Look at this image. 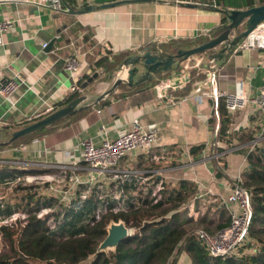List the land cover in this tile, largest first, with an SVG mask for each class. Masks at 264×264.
<instances>
[{"label": "crops", "instance_id": "1", "mask_svg": "<svg viewBox=\"0 0 264 264\" xmlns=\"http://www.w3.org/2000/svg\"><path fill=\"white\" fill-rule=\"evenodd\" d=\"M31 1L0 0V19L12 21L0 47V83L14 79L18 85L10 99L0 96V128L31 124L62 109L55 106L72 93L74 85L82 89L78 92L82 100L73 115L59 121L61 125L54 132L22 147L0 151L4 154L0 169L36 174L66 166L75 175L85 177L89 171L80 161V143L91 139L98 144L103 138L102 129L115 139L138 119L144 127L155 125L158 134L149 150L131 152L118 164L121 174H127L126 193L131 194L139 183L138 173L147 179L149 193L155 183L162 182V196L167 197L179 189L180 182H186L195 189L194 196L175 212L184 213L192 223L199 219L213 225L224 223L218 219L222 210L229 219L222 203L235 180L248 168L250 141L264 136V117L253 105L223 117L219 114L220 127L229 132L220 140L214 135L217 119L208 120L207 100H179L191 95L199 83L207 88L205 72L211 68L217 75L218 90L233 93L239 89L255 97L264 84V49L237 53L233 50L230 54L226 50L220 55L218 48L212 54L193 56L188 63L182 61L178 69L176 63L169 72L153 76L150 81L164 77L153 86L146 81L109 92L116 79L126 78L127 70H121V64L106 80L104 72L96 74L97 68L90 69V62L105 56V48L112 55L131 53L133 57L146 46L157 49L172 41L194 40L217 28L223 13L206 8L200 0H73L69 13H57ZM52 40L56 42L50 49H42V44ZM75 54L84 57L86 66L80 74L71 75L64 69L63 61ZM186 64L190 68L186 86L167 92L175 103L158 99L154 87L184 72ZM85 76L89 78L82 80ZM130 87L136 90H129ZM81 112V116L70 121V117ZM248 136L253 139L247 140ZM215 138L218 146H214ZM241 139L244 141L238 143ZM260 146L264 147V139L257 147ZM198 147L203 148L191 154ZM218 148L226 154L217 156ZM156 170L161 171L160 176L154 174ZM11 184L0 186L9 185L7 188L11 189ZM175 264L191 261L183 252Z\"/></svg>", "mask_w": 264, "mask_h": 264}, {"label": "trees", "instance_id": "2", "mask_svg": "<svg viewBox=\"0 0 264 264\" xmlns=\"http://www.w3.org/2000/svg\"><path fill=\"white\" fill-rule=\"evenodd\" d=\"M70 10H73V0H62ZM211 10L220 11L222 20L220 25L205 36L194 40L172 41L166 45L146 46L142 51H159L169 56H175L179 50H190L201 46L213 38L224 33L229 21L225 12L228 10H245L264 4V0H200L198 1ZM233 35V34H231ZM238 35V34H237ZM221 50L223 47H218ZM216 48V49H218ZM235 47H230L228 54ZM215 49L199 54H212ZM111 54V53H110ZM131 53L103 56L90 62V69L102 68L105 79H110L123 62L131 57ZM182 61H177V69ZM85 76L82 80H87ZM150 81L154 85L159 80ZM127 87L120 84L118 88ZM125 90V89H123ZM127 90V89H126ZM129 90H136L129 88ZM138 90V89H137ZM189 94V93H188ZM80 97L74 92L58 103L55 108L69 106ZM221 117L226 115L223 100L218 103ZM83 112L70 117L76 120ZM25 126L30 124H24ZM23 124L12 127H3L2 131L24 128ZM61 122L56 123L36 133L25 136L6 148H18L29 144L32 140L45 134L54 132ZM218 139L226 138L225 131L220 130ZM244 139V137H243ZM248 136L247 140H251ZM244 140H239L242 143ZM237 143V144H238ZM262 146V145H261ZM257 147L254 152L246 155L248 168L243 174L242 187L250 197L251 218L247 227V240L237 249L236 254L230 257H212L208 254L195 231L190 232L186 226L192 223L184 213L177 211L190 197L194 196L195 189L186 182H180L179 189L172 191L169 196H162V200L146 209L130 210L126 213L111 212L110 205L107 212L99 219L96 217L98 203L93 198L87 199L77 210H66L53 199H36V193L25 194L21 198V205L0 201V237L8 246V252L0 254V264H175L181 253H186L191 264H264V147ZM2 147V146H0ZM203 148V147H202ZM201 147L193 148L191 154L197 153ZM1 150V148H0ZM224 151L218 148V152ZM26 172L0 169V184L14 182L16 178ZM168 206V207H167ZM45 218L38 217L42 210H55ZM24 213V225L13 226L2 224L14 214ZM172 213L167 217L168 214ZM53 218L52 223L48 220ZM224 223H204V219L197 221L208 233H215L226 227L229 219L224 210L218 218ZM122 223L128 228H135V233L123 240L113 251L97 252L100 243L107 236L110 225ZM92 257V258H91ZM91 258V259H90ZM83 263L84 261H88Z\"/></svg>", "mask_w": 264, "mask_h": 264}, {"label": "built area", "instance_id": "3", "mask_svg": "<svg viewBox=\"0 0 264 264\" xmlns=\"http://www.w3.org/2000/svg\"><path fill=\"white\" fill-rule=\"evenodd\" d=\"M33 4L38 7H45L57 13H69L70 9L63 4L62 0H32ZM12 25L10 20L0 19V47L4 45L3 36ZM48 46L47 43L42 44V49ZM253 49H264V22L259 24L250 34L242 39L235 46V53L250 51ZM105 56L112 54L109 48H105ZM111 53V54H110ZM111 57V56H110ZM192 58V57H191ZM187 59L185 62L191 59ZM213 61V60H212ZM64 69L71 75H78L86 66L84 57L80 55H70L63 61ZM120 69L126 68L121 65ZM190 68L188 64L183 67L184 72H180L173 78L159 82L155 87V95L158 99H167L170 103H175V100L168 98V91H176L183 89L188 83L190 77L187 72ZM96 74H102L103 69L97 68ZM207 88H202L201 83L191 92V95L184 96L179 101H188L191 97H197L202 100H207L210 103V113L208 120L212 117L217 119L215 128V137L222 129L219 124L218 103L223 100L224 108L227 114H234L244 110L248 105H253L256 112L264 117V84L260 88L258 94L251 98L245 95L241 90H236L233 93H226L217 89V75L213 68L205 72ZM119 79H122L119 77ZM126 79V78H125ZM17 83L14 79H9L5 83H0V96L5 99H10L17 90ZM73 92H81L82 89L78 85H74L71 90ZM50 111L52 109H49ZM131 127L128 131L122 133L115 139H110L107 132L102 129L103 138L98 144H95L91 139L84 140L80 143V161L87 167L89 171L87 176L75 175L69 167L54 166L57 171V178L52 181H47V191L53 199L62 205L66 210H77L87 199L93 198L98 203L96 217L99 219V213H106L111 205V212L126 213L130 210L146 209L149 206L157 204L162 199V192L165 187L162 182H157L153 185L150 193L147 189V179H143L141 175H137L139 183L131 194L126 193L127 174H121L117 169L120 161L129 153L134 151H147L156 142L158 128L155 125L144 127L138 119L131 122ZM228 134V131H225ZM219 138V137H218ZM214 146H218V139ZM264 139L263 134L250 141L249 153L254 152L259 143ZM235 147H231V150ZM227 151L218 152L217 156H223ZM157 176L161 175V171H154ZM27 174L16 178L11 184V189L18 182H28L33 177ZM123 175V176H122ZM49 178L52 176H44ZM124 177V179H123ZM154 177V176H153ZM104 179V181L102 180ZM68 180L66 191L62 189ZM106 180L108 181L106 183ZM243 175L233 183L230 193L226 200L222 203L225 206L229 216V223L226 227L218 230L215 233H208L202 229H196L195 234L199 237L208 254L212 257H230L236 254L247 240V227L251 218V203L250 197L242 187ZM10 183V182H9ZM5 183V184H9ZM59 194V197H56ZM147 196V197H146ZM1 201V200H0ZM42 210L41 212H45ZM41 212L38 217H42ZM17 214H14L15 216ZM12 216V217H13ZM11 217V218H12ZM10 219V218H9ZM6 221V220H5ZM4 221V222H5ZM125 226V225H124ZM126 227V226H125ZM129 235H133L135 231L132 228L126 227Z\"/></svg>", "mask_w": 264, "mask_h": 264}, {"label": "water", "instance_id": "4", "mask_svg": "<svg viewBox=\"0 0 264 264\" xmlns=\"http://www.w3.org/2000/svg\"><path fill=\"white\" fill-rule=\"evenodd\" d=\"M75 14V12H73ZM226 18L229 21L227 30L209 42L190 50H179L175 56H169L163 53H151L150 51H142L136 56L128 57L122 64L126 68V79H116L112 89L113 91L120 84L128 86L139 85L146 81H150L153 76L161 73H167L178 60L186 61L187 59L206 53L212 49L223 47L219 54L221 55L230 47H235L242 39L250 34L259 24L264 22V4L254 6L245 10H229L225 12ZM243 29L238 35L234 34L238 29ZM56 40L50 41L48 49L51 48ZM97 75H94L96 77ZM136 79V80H135ZM90 81V80H89ZM82 99H76L68 107H64L49 115L25 126L22 129L12 132L8 141L0 146H8L13 142L30 134L48 128L60 120L69 117L75 113L77 104ZM131 235L128 234L127 228L122 223L112 224L109 226L107 236L100 243L97 252H104L106 249H115L123 240Z\"/></svg>", "mask_w": 264, "mask_h": 264}, {"label": "rangeland", "instance_id": "5", "mask_svg": "<svg viewBox=\"0 0 264 264\" xmlns=\"http://www.w3.org/2000/svg\"><path fill=\"white\" fill-rule=\"evenodd\" d=\"M243 29H239L237 30L233 35L236 36L237 34H239ZM31 122V121H30ZM27 124V123H25ZM25 126V125H24ZM27 126V125H26ZM3 127L0 128V144H5L8 139L10 138L12 132L16 131H10V133H6L4 131H2ZM1 150H6L9 148H6V146H2L0 147ZM4 154L0 153V159ZM1 161V160H0ZM30 176H32L33 178L31 180H29L28 182L23 181V182H18L16 184H14L13 188H12V192H9V189L7 188L9 185H5V186H0V200L4 203H18L19 205H21V198L25 195V194H34L36 193V197L33 201H37L36 199H46L47 197H52L51 194L49 193V191H47V180L48 181H52L53 184H55L54 179H56L57 176V171L56 170H45L42 172H38L36 174H31V173H26ZM44 176H52L49 178H45ZM68 186V180H66L65 185L62 186L63 191L67 189ZM11 190V189H10ZM59 194H56V197H59ZM191 198V197H190ZM189 200V198H188ZM187 200V201H188ZM186 201V203H187ZM12 203V204H13ZM186 203H184L183 205H185ZM181 205V206H183ZM168 207V206H167ZM53 211L57 212L58 209L55 208V210H46L45 212H41L42 218H45L47 215H51L53 213ZM103 215V212L99 213V217H101ZM170 214L167 215V217ZM26 218V215L24 213H18L17 215L13 216L10 219H7L5 222H2V224L8 225V226H13L14 229H16L18 226L20 225H24V220ZM53 218H50L48 220V223H52ZM134 231H136L135 228H132ZM187 230H189L190 232L195 231L196 229H202L206 232H208L207 230L204 229L203 226H199L197 223H192L191 225H189L188 227H186ZM109 251H113V249H106L105 252H109ZM8 252V246L6 244V242H4L2 240V238L0 237V254L1 253H5ZM92 258V257H91ZM90 258V259H91ZM88 261H84L83 263H87Z\"/></svg>", "mask_w": 264, "mask_h": 264}]
</instances>
